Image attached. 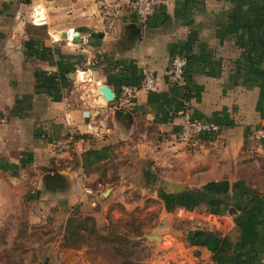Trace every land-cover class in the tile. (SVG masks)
I'll return each mask as SVG.
<instances>
[{"label": "crops", "instance_id": "obj_1", "mask_svg": "<svg viewBox=\"0 0 264 264\" xmlns=\"http://www.w3.org/2000/svg\"><path fill=\"white\" fill-rule=\"evenodd\" d=\"M173 53L186 56L180 83L167 76ZM143 67L156 77L154 89L140 90L120 113L108 111L96 87L115 94L121 83L139 86ZM180 110L219 131L195 150L173 141ZM67 113L84 141L55 153ZM262 123L264 0H177L142 23L125 5L110 28L96 0H0V214L10 191L25 193L26 183L66 170L71 186L46 189L56 194L52 204L68 213L79 203L101 228L107 205L131 185L123 170L109 168L135 130L149 136L150 151L158 148L142 164V182L182 185L151 192L167 221L159 242L148 241L144 264H264V160H242L254 150L251 127ZM69 162L73 169L55 168ZM85 190L107 196L100 208ZM57 262L69 264L65 256Z\"/></svg>", "mask_w": 264, "mask_h": 264}, {"label": "rangeland", "instance_id": "obj_2", "mask_svg": "<svg viewBox=\"0 0 264 264\" xmlns=\"http://www.w3.org/2000/svg\"><path fill=\"white\" fill-rule=\"evenodd\" d=\"M134 129L141 130V123ZM135 130L127 140V147L119 151L117 161L111 160L109 168L111 172L123 170L124 177L131 178V185L125 198L118 202L111 201L107 205L105 222L101 228H97L94 222L98 234L87 235L84 243L77 248L64 246L62 237L66 219L70 216L77 218L85 215L79 203L72 205L68 213L66 210L60 211L57 204H52L56 194L47 192L39 177L36 182L24 185L22 191H26L25 193L10 191V197L0 214V264H59L57 259L61 256H65L69 264H144L152 254L148 241H153L147 240L145 235L159 234L167 219L160 214L159 201L151 194L152 190L158 187H148L142 182V164L151 159L148 155L153 152L156 154L158 148L152 145L150 147H153V151H150L145 144L147 141L152 143L149 136L144 137L135 133ZM155 140V144L160 142L158 138ZM246 153L247 156H243L242 160L262 161L260 157H252L248 150ZM205 162L207 164L206 160ZM64 166L74 168V164L70 162L67 165L61 163L55 168L62 169ZM36 184H39V192L30 194L28 190L35 189ZM65 184L66 188L71 186L68 180ZM90 184L93 189L96 188V183ZM99 188L100 186H97V189ZM85 192L93 197V209L100 208L104 202L102 198L107 197L100 196L98 191ZM171 224L177 229L183 228L179 222ZM105 228L106 230H103ZM80 241L78 240V244Z\"/></svg>", "mask_w": 264, "mask_h": 264}, {"label": "built area", "instance_id": "obj_3", "mask_svg": "<svg viewBox=\"0 0 264 264\" xmlns=\"http://www.w3.org/2000/svg\"><path fill=\"white\" fill-rule=\"evenodd\" d=\"M177 0H96L98 14L106 28H110L115 19L120 15L125 5L130 6L131 13L138 22H144L153 12L154 8ZM73 37V36H70ZM186 65V56L183 53H173L169 59L167 76L171 83H180ZM142 81L139 86L121 83L112 101L106 103L108 111L126 108L137 96L140 90L151 91L156 85V77L146 67L141 69ZM83 113H85L83 111ZM182 116L179 129L175 135L176 140L185 147L195 150L203 139L219 131V126L212 120L192 117L187 111L180 110ZM66 115V128L63 135L53 139L51 148L55 153L70 150L77 142L82 143L84 138L75 128L70 115ZM249 140L253 145L251 154L264 160V123L253 125L250 130ZM88 191V190H86Z\"/></svg>", "mask_w": 264, "mask_h": 264}, {"label": "water", "instance_id": "obj_4", "mask_svg": "<svg viewBox=\"0 0 264 264\" xmlns=\"http://www.w3.org/2000/svg\"><path fill=\"white\" fill-rule=\"evenodd\" d=\"M134 35L132 37V42H137L139 40V31L138 28H135V30L133 31ZM77 34L76 31L72 32V36L75 37ZM62 37H64V33H62L61 35ZM90 36L92 37H100L102 36L101 32L98 31H94L91 32ZM98 93H100V95L105 99L106 103L112 101L113 97H114V92L106 85V84H100L96 87ZM124 111L123 109H119V110H115L113 112H117L120 113ZM41 181L43 183V186L46 189L49 190H58V189H64L66 187L65 182L66 180V173L63 172H59V171H54L52 173H44L41 177ZM159 189H166L168 190L170 193H177L180 188L182 187V185L180 183H176V182H160L157 186ZM145 238L147 240H153V241H159L160 238L157 235L154 234H148L145 235Z\"/></svg>", "mask_w": 264, "mask_h": 264}, {"label": "trees", "instance_id": "obj_5", "mask_svg": "<svg viewBox=\"0 0 264 264\" xmlns=\"http://www.w3.org/2000/svg\"><path fill=\"white\" fill-rule=\"evenodd\" d=\"M103 230H106V228ZM63 231V245L70 248L79 247L82 243H84V239L87 235L98 234L94 226V220L92 217L87 215L77 218L73 216L68 217ZM78 240H81L79 244Z\"/></svg>", "mask_w": 264, "mask_h": 264}, {"label": "bare ground", "instance_id": "obj_6", "mask_svg": "<svg viewBox=\"0 0 264 264\" xmlns=\"http://www.w3.org/2000/svg\"><path fill=\"white\" fill-rule=\"evenodd\" d=\"M80 79H81L82 81H86V80H88L87 77H85V76H80Z\"/></svg>", "mask_w": 264, "mask_h": 264}]
</instances>
